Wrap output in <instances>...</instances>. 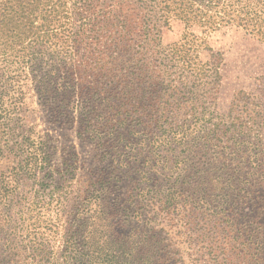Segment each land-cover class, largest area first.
Masks as SVG:
<instances>
[{"label": "rangeland", "instance_id": "rangeland-1", "mask_svg": "<svg viewBox=\"0 0 264 264\" xmlns=\"http://www.w3.org/2000/svg\"><path fill=\"white\" fill-rule=\"evenodd\" d=\"M183 37L201 44L190 70L158 53ZM122 51L148 59L153 90L119 93L122 70L14 101L0 126V264H262L264 43L175 18L148 40L128 36ZM92 56L83 45L65 61L96 71ZM200 171L244 181L240 202L193 189L167 199L169 184ZM151 183L158 193L139 189Z\"/></svg>", "mask_w": 264, "mask_h": 264}, {"label": "trees", "instance_id": "trees-1", "mask_svg": "<svg viewBox=\"0 0 264 264\" xmlns=\"http://www.w3.org/2000/svg\"><path fill=\"white\" fill-rule=\"evenodd\" d=\"M73 17H77L78 25ZM175 18L206 31L235 25L264 43V0H0V126L16 109V100L27 92L33 91L40 98L55 99L68 93L81 75L84 78L91 75L114 78V71L123 70L119 76L128 79L119 93L130 95L153 90L155 77L148 59L143 57L134 61L129 51H126L129 52L126 60L122 59V44L134 34L148 40L154 31L168 26ZM193 38L186 40L183 37L179 43L162 48L158 51L160 59L171 60L175 66L190 70L193 51L200 44ZM83 45L98 59L96 71L87 60L86 67L79 63L67 67L65 58L75 57ZM119 60L126 61L124 66ZM210 67L209 76L214 74L216 80L217 70ZM206 73L205 70L198 74L196 79H202ZM179 75L185 76L183 72ZM187 135L184 131L174 135L171 141L183 143ZM199 175L185 176L177 184H169L167 199L172 201L174 192L193 189L209 196L213 190L220 195L223 191L221 196L227 198L224 202H240L244 181L212 179L205 171H200ZM156 186L151 183L139 189L143 193H149V190L158 193ZM254 186L252 183L251 187ZM156 242L157 253L160 244L159 240ZM259 253L264 264V245L259 248Z\"/></svg>", "mask_w": 264, "mask_h": 264}]
</instances>
